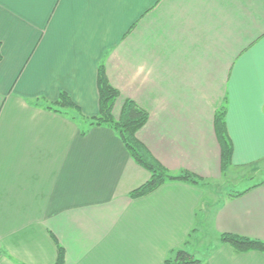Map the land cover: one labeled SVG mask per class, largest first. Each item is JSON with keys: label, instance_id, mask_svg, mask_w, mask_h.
Listing matches in <instances>:
<instances>
[{"label": "crops", "instance_id": "1", "mask_svg": "<svg viewBox=\"0 0 264 264\" xmlns=\"http://www.w3.org/2000/svg\"><path fill=\"white\" fill-rule=\"evenodd\" d=\"M0 44V264H53L57 245L64 264H164L177 249L264 264L219 240L264 242V178L239 196L209 191L222 104L231 175L264 172V0H0ZM100 64L119 92L113 117L135 102L149 114L137 139L204 187L129 197L149 174L115 132L83 123L99 112ZM62 92L84 120L49 107ZM205 227L215 243L200 250L191 239Z\"/></svg>", "mask_w": 264, "mask_h": 264}, {"label": "trees", "instance_id": "2", "mask_svg": "<svg viewBox=\"0 0 264 264\" xmlns=\"http://www.w3.org/2000/svg\"><path fill=\"white\" fill-rule=\"evenodd\" d=\"M1 48V44H0ZM0 52V61H1ZM96 85L99 95V112L96 117L86 119L89 121L88 127H107L118 136L122 145L128 152L135 164L148 172V180L129 193V197L136 199L143 197L167 182H186L192 185L204 187L202 178L186 170L172 174L165 169L147 150V148L137 139V132L145 125L147 113L131 100H125L122 105L118 119L112 116V110L119 92L113 88L106 76L103 64L97 69ZM53 110L61 111L73 109L81 116L79 108L73 104L70 97L62 92L56 102L49 105ZM226 107L224 104L215 112L213 118V129L220 149V171L224 175L231 167L232 144L227 135L226 129ZM82 118V117H81ZM83 119V118H82ZM85 119V118H84ZM87 130H82L81 135H85ZM243 192L234 193L236 196ZM233 193L228 194L232 196ZM221 243L228 245L234 252L243 253L258 251L264 253V242L256 239L240 237L232 234H220ZM64 250L57 245V255L53 264H64ZM164 264H203L202 261L184 249L174 250L165 260Z\"/></svg>", "mask_w": 264, "mask_h": 264}, {"label": "rangeland", "instance_id": "3", "mask_svg": "<svg viewBox=\"0 0 264 264\" xmlns=\"http://www.w3.org/2000/svg\"><path fill=\"white\" fill-rule=\"evenodd\" d=\"M118 99H119V96L116 99V101ZM126 100H129V99H126ZM121 108H122V106H121ZM121 108H120L119 114L121 112ZM69 115L72 116L73 118L76 117L75 119H77L78 121L84 120L76 112H75V114L71 112ZM147 115H148V117H147V120H148L149 114L147 113ZM112 116H113V114H112ZM118 118H119V115H118ZM118 118H116V119H118ZM83 123H85V125H86V124H89V121L85 119ZM229 169H228V171L224 175L221 174L222 175V179L221 180H219L218 182L210 183L209 184L210 185L209 186V189L211 188L209 191L212 190L215 194H219V195L220 194L221 195H226L228 193L231 194L233 192L234 193L235 192L237 193L239 191L244 190L248 186L253 185L252 183H256L260 179H263L264 178V172H262L261 174L254 175L252 177V179H251V178H248L247 176H245V175H247V174L250 173L249 171L243 170V172H238L237 174L231 175V171ZM235 179H236V181H235ZM234 181H235V183H233ZM209 191L207 190V193H210ZM191 241H192L193 244H197L199 242L198 249H200V250H205L206 247H208L211 244H214L215 243V239L211 236L210 232L208 231V229L206 227L203 228V230L201 232H197L195 236H192Z\"/></svg>", "mask_w": 264, "mask_h": 264}]
</instances>
